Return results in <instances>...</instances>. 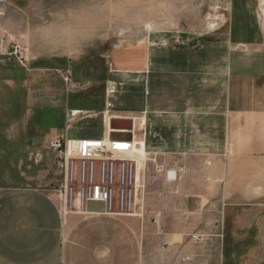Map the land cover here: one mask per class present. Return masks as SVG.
I'll return each mask as SVG.
<instances>
[{
    "label": "rangeland",
    "instance_id": "374dc122",
    "mask_svg": "<svg viewBox=\"0 0 264 264\" xmlns=\"http://www.w3.org/2000/svg\"><path fill=\"white\" fill-rule=\"evenodd\" d=\"M236 24L247 25L264 51V0H0V185L56 189L63 177L57 153L50 148V130H65L66 108L78 105L82 94L94 97L98 104L110 105V109L127 110V74L142 65L139 61L130 67L127 57L141 58L149 40L183 38L186 44L181 47L213 56L225 52V34ZM18 47L23 50V60L14 54ZM111 96L115 97L112 102ZM141 98L138 106L142 107ZM113 114L127 115L122 111ZM84 118L89 121L81 123ZM104 118L106 114L76 113L69 119L68 137L102 136ZM136 118L140 119L138 125L143 118L148 125L151 118L157 122L158 114L142 112ZM149 132L158 140V132ZM181 161L161 158L157 150L146 158L145 196L149 193L150 200L143 204L139 195L132 218L137 222L142 261L175 263L174 253L181 246L180 261L220 264L224 245L226 251L229 246L237 248L230 264H264V235H258L264 223L254 220L264 216V206L254 201V191L229 190L231 204L224 209L216 206L215 212L212 206L181 204L173 200L178 178L174 168ZM213 192L208 190L209 196ZM164 195L168 197L166 204ZM101 206L104 204L87 205L90 210H100ZM214 213L225 215L228 230L216 245L212 243L216 239L209 236L213 230L209 216ZM158 217L161 228L155 220ZM164 229L171 233L192 229L197 236L169 237ZM249 248L258 253L244 260ZM204 250H216L214 258L201 256Z\"/></svg>",
    "mask_w": 264,
    "mask_h": 264
},
{
    "label": "crops",
    "instance_id": "0c3cea01",
    "mask_svg": "<svg viewBox=\"0 0 264 264\" xmlns=\"http://www.w3.org/2000/svg\"><path fill=\"white\" fill-rule=\"evenodd\" d=\"M253 37L247 25H230L224 37L225 52L213 56L181 47L186 44L183 38H161L152 43L149 40L141 58L127 57L130 67L142 62L127 74V110L110 109V105L98 104L96 99L83 106L79 102L81 106L66 108V128L50 130V140L62 136L74 140H143L147 157L157 150L161 158L182 159L174 168L178 178L173 200L190 206H212L215 212L216 206L224 209L231 204L229 190H250L254 191V201L264 206V51ZM112 98L115 97L111 96L110 102ZM140 98L142 107L138 106ZM118 111L127 115L114 116ZM153 111L158 114L157 122L151 118L147 125L143 118L145 126L141 128L142 120L138 125L137 114L146 112L148 116ZM76 113L106 114L103 135L68 137L72 124L69 119ZM115 120L119 122L117 130L111 127ZM88 121L84 118L81 123ZM149 131L158 132V140ZM138 161L143 185L140 196L146 204L150 200L149 193L145 196L146 165ZM238 166L245 170H237ZM62 184L63 181L54 190L24 184L0 185V264H145L137 222L132 219L135 216L108 215L105 206L100 210L87 207V215L64 216ZM212 189L209 196L208 190ZM162 199L166 204L168 197L164 195ZM217 214L209 216L213 225L209 236L216 239L213 245L228 233L225 215ZM256 218L264 223L263 215ZM155 220L161 228L160 218ZM261 230L260 236L264 235ZM164 234L197 236L192 229L173 233L166 229ZM226 248L222 246L220 264H230L231 254L237 251L235 246H229V251ZM180 249L177 246V261L171 264H197L180 261ZM216 250H204L201 256L214 258ZM245 253L247 260L258 252L249 248Z\"/></svg>",
    "mask_w": 264,
    "mask_h": 264
},
{
    "label": "built area",
    "instance_id": "2783aa9c",
    "mask_svg": "<svg viewBox=\"0 0 264 264\" xmlns=\"http://www.w3.org/2000/svg\"><path fill=\"white\" fill-rule=\"evenodd\" d=\"M14 54L23 60L22 48ZM133 143V139L106 142L63 136L50 141L63 177L64 216L87 215L90 202L104 204L108 215H135L143 185L137 154H130Z\"/></svg>",
    "mask_w": 264,
    "mask_h": 264
},
{
    "label": "bare ground",
    "instance_id": "6f19581e",
    "mask_svg": "<svg viewBox=\"0 0 264 264\" xmlns=\"http://www.w3.org/2000/svg\"><path fill=\"white\" fill-rule=\"evenodd\" d=\"M136 126V125H135ZM145 126V121L141 123V128H144ZM113 130H111L112 132ZM135 131V130H134ZM134 138V137H133ZM139 138V137H138ZM110 140V139H109ZM109 140L107 138L105 139H101V140H97V141H106L109 142ZM137 154V157L139 160H141L142 164L144 165L146 162V158H147V154H146V143L143 140L140 141H134V143L132 144V148L130 150V154ZM142 181V180H141ZM144 182V181H143ZM63 185V184H62ZM137 208V207H136ZM140 209V208H139ZM139 211V210H138ZM136 213V209L135 212Z\"/></svg>",
    "mask_w": 264,
    "mask_h": 264
},
{
    "label": "trees",
    "instance_id": "16d2710c",
    "mask_svg": "<svg viewBox=\"0 0 264 264\" xmlns=\"http://www.w3.org/2000/svg\"><path fill=\"white\" fill-rule=\"evenodd\" d=\"M92 96H87V95H81L78 99L79 102H82L83 104L87 103V102H95L94 98H91ZM8 169H10L9 172H11V163L8 162Z\"/></svg>",
    "mask_w": 264,
    "mask_h": 264
},
{
    "label": "water",
    "instance_id": "95a60500",
    "mask_svg": "<svg viewBox=\"0 0 264 264\" xmlns=\"http://www.w3.org/2000/svg\"><path fill=\"white\" fill-rule=\"evenodd\" d=\"M119 122L117 121V120H115V121H113L112 123H111V127H112V129H119V127H118V124Z\"/></svg>",
    "mask_w": 264,
    "mask_h": 264
}]
</instances>
